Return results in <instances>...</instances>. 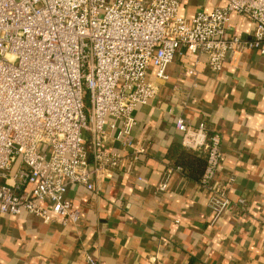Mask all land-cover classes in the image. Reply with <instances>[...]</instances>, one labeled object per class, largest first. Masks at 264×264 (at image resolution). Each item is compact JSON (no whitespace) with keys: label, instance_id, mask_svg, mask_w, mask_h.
I'll return each mask as SVG.
<instances>
[{"label":"built area","instance_id":"built-area-1","mask_svg":"<svg viewBox=\"0 0 264 264\" xmlns=\"http://www.w3.org/2000/svg\"><path fill=\"white\" fill-rule=\"evenodd\" d=\"M182 2L0 0V215L78 224L82 214L69 187L93 190L123 159L106 147L109 132L122 147L134 148V159L145 151L135 147L128 128L136 107L158 96L150 69L167 79L177 56L193 61L194 75L203 57L220 71L237 53L264 55V0H227L190 19L179 15ZM233 12L255 23L251 37L228 33ZM176 127L185 147L206 154L199 182L218 219L233 205L235 181L219 178L222 136L203 121L194 126L178 118ZM169 172L158 190L167 189Z\"/></svg>","mask_w":264,"mask_h":264},{"label":"crops","instance_id":"crops-1","mask_svg":"<svg viewBox=\"0 0 264 264\" xmlns=\"http://www.w3.org/2000/svg\"><path fill=\"white\" fill-rule=\"evenodd\" d=\"M226 2L183 0L179 15L190 19ZM254 30L248 16L231 13L230 35L251 37ZM193 64L177 56L167 79L150 69L158 96L136 107L128 128L135 147L145 151L134 159V148L122 147L109 132L106 147L123 159L93 190L69 187L82 214L78 224L56 216L45 223L26 213L0 215V264H89L87 254L101 264H264V55L237 53L220 71L203 57L191 75ZM178 118L194 126L203 121L222 136L219 178L235 181L233 205L218 219L209 190L175 163L180 148L206 159L204 151L183 145ZM168 172V187L160 191Z\"/></svg>","mask_w":264,"mask_h":264},{"label":"trees","instance_id":"trees-1","mask_svg":"<svg viewBox=\"0 0 264 264\" xmlns=\"http://www.w3.org/2000/svg\"><path fill=\"white\" fill-rule=\"evenodd\" d=\"M175 163L182 166L184 172L191 178L201 180L205 166L206 159L202 156L197 155L191 150L176 149L175 152Z\"/></svg>","mask_w":264,"mask_h":264},{"label":"rangeland","instance_id":"rangeland-1","mask_svg":"<svg viewBox=\"0 0 264 264\" xmlns=\"http://www.w3.org/2000/svg\"><path fill=\"white\" fill-rule=\"evenodd\" d=\"M85 101H86L87 107L89 108L90 107V95L89 94L86 96Z\"/></svg>","mask_w":264,"mask_h":264}]
</instances>
